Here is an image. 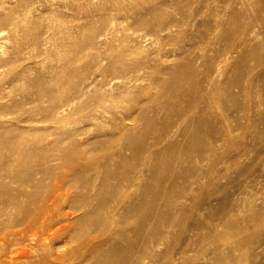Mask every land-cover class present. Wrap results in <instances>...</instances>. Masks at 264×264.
Instances as JSON below:
<instances>
[{
  "label": "rangeland",
  "instance_id": "rangeland-1",
  "mask_svg": "<svg viewBox=\"0 0 264 264\" xmlns=\"http://www.w3.org/2000/svg\"><path fill=\"white\" fill-rule=\"evenodd\" d=\"M0 264H264V0H0Z\"/></svg>",
  "mask_w": 264,
  "mask_h": 264
},
{
  "label": "bare ground",
  "instance_id": "bare-ground-1",
  "mask_svg": "<svg viewBox=\"0 0 264 264\" xmlns=\"http://www.w3.org/2000/svg\"><path fill=\"white\" fill-rule=\"evenodd\" d=\"M118 170H120V169H118ZM118 170H116V172L118 171ZM13 171V170H12ZM105 172H103V173H108V175H110L112 172L114 173V170L112 171V170H109L108 168H106L105 170H104ZM111 171V172H110ZM9 172V171H8ZM102 173V174H103ZM119 173V172H118ZM121 173V172H120ZM119 173V174H120ZM14 174V173H13ZM17 174V173H16ZM19 177V176H18ZM109 177V176H108ZM111 178V177H110ZM16 179V178H15ZM104 181V180H103ZM109 181H111V180H109ZM102 182V181H101ZM106 182V181H105ZM108 185H109V183H108ZM56 188H61V185H57L56 186ZM100 191V190H99ZM99 194V193H98ZM117 194V193H116ZM111 195V194H110ZM114 195H115V193H114ZM99 196V195H98ZM107 196V195H106ZM103 197V196H102ZM105 197V196H104ZM110 197V196H109ZM116 197V196H115ZM99 198V197H98ZM26 211V210H25ZM23 212V211H22ZM44 214H45V209L44 208H38V207H35V208H33L32 210L30 209V210H27L26 212H24V214H22V216L21 217H18V218H20V220H19V225H27V227H29L30 228V231H33V229H37V232L36 231H34L33 232V236H35L36 237V235L38 234V233H43V232H45V230L46 229H48L49 228V225L51 224V221H52V219H51V217L49 216V217H45V218H43L44 217ZM38 229H39V231H38ZM22 231V230H21ZM44 234V233H43ZM42 234V235H43ZM49 237H51V235H49ZM46 238H48V237H46ZM49 240H50V238H49ZM49 240H47V241H49ZM24 250V249H23ZM30 250V249H29ZM28 252V251H27ZM30 252V251H29ZM26 256H28L29 254H25Z\"/></svg>",
  "mask_w": 264,
  "mask_h": 264
}]
</instances>
